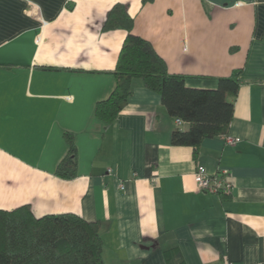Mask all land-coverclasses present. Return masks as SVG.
Wrapping results in <instances>:
<instances>
[{"label": "crops", "instance_id": "crops-1", "mask_svg": "<svg viewBox=\"0 0 264 264\" xmlns=\"http://www.w3.org/2000/svg\"><path fill=\"white\" fill-rule=\"evenodd\" d=\"M116 3L187 87L240 70L226 134L238 143L173 146L187 124L139 79L111 125L95 118L126 36L103 29ZM65 132L70 180L55 175ZM196 165L225 171L231 193L198 191ZM22 205L99 222L104 264H264V0H0V210Z\"/></svg>", "mask_w": 264, "mask_h": 264}, {"label": "trees", "instance_id": "trees-1", "mask_svg": "<svg viewBox=\"0 0 264 264\" xmlns=\"http://www.w3.org/2000/svg\"><path fill=\"white\" fill-rule=\"evenodd\" d=\"M103 29H122L126 36L111 73L115 87L105 100L96 103V119L111 125L128 102L132 80L139 79L146 89L160 96L170 117L187 124L186 130L171 132L173 146L190 147L196 157L204 140L228 133L234 112L228 99L239 90L240 70L217 79L215 89L189 88L185 84L188 76L169 73L150 42L133 34V19L126 4L112 6ZM63 136L67 153L55 175L70 180L77 175V149L72 133ZM102 249L99 222H88L71 213L36 217L28 205L0 210V264H104Z\"/></svg>", "mask_w": 264, "mask_h": 264}, {"label": "built area", "instance_id": "built-area-1", "mask_svg": "<svg viewBox=\"0 0 264 264\" xmlns=\"http://www.w3.org/2000/svg\"><path fill=\"white\" fill-rule=\"evenodd\" d=\"M25 1L27 2V0ZM33 9L34 6L31 5V9L27 11L30 13L33 11ZM175 123L177 125H181L183 124V121L180 119H175ZM223 140L226 145H234L239 142L238 138H233L227 135L223 136ZM107 173H111V169H108ZM193 181L197 190L203 193L228 195L232 191V184L228 180V176L225 171H220L218 173H209L202 165H196L193 172ZM119 188L120 190L124 189L122 183L119 184Z\"/></svg>", "mask_w": 264, "mask_h": 264}]
</instances>
